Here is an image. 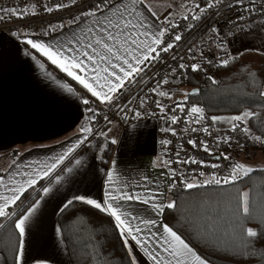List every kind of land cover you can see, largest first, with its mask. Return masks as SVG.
<instances>
[{
    "label": "snow or ice",
    "instance_id": "obj_1",
    "mask_svg": "<svg viewBox=\"0 0 264 264\" xmlns=\"http://www.w3.org/2000/svg\"><path fill=\"white\" fill-rule=\"evenodd\" d=\"M222 2L223 0H206L203 6L196 4L193 12L183 18L198 20L201 16L196 15V12L203 14ZM235 2L237 6L244 7L245 11L251 15L252 7L243 5V0H235ZM75 3L76 0H69L67 3H57L54 7L45 6L44 11L48 13L59 11ZM252 3L253 0H249V4ZM261 3L264 5V0H261ZM228 7L231 8L232 4L229 3ZM35 8V5H33L32 11L25 7L0 8V21L12 18L25 19L30 15L35 16L37 14ZM88 8V11H81L78 16L73 17L68 23L76 24L79 28L78 21L82 23L88 17L92 18L91 23L78 33L73 32L70 38L57 40L55 43H44L38 39L25 38L23 42L82 85L91 94V97L95 98L93 102L115 106L121 92L128 84L136 81L137 76L146 71V67L161 60L163 54L174 51L176 48L175 42L180 41L182 37L173 34L168 40L164 39L166 34L178 25L174 24V17L171 12H166L161 20L160 11L148 3V0H116L115 3L111 4H109V0H100L94 5L89 4ZM243 19V16H237L235 25L239 26L240 21ZM157 22H160V27H157ZM64 27L63 23L50 24L44 29L43 34L50 35L52 32ZM241 31H244V29L241 28ZM212 32L214 34L218 33V29L213 28ZM14 35L23 36V34L16 33ZM221 50L223 49L221 48ZM234 58L232 57V59ZM173 59H176L175 55H173ZM229 62V59H222L220 65L226 67ZM40 67L43 70L44 65L40 64ZM179 67L184 69L185 64L182 63ZM190 67L193 72L202 70L201 65L196 63H193ZM172 71L174 73L175 68ZM48 75L51 76V73ZM209 79L212 78L209 77ZM168 82V80L158 82L157 88L152 91L160 97H168V92L157 90L162 83L166 84ZM213 83H215L214 80ZM61 86L69 92L73 91L67 85ZM192 94L185 93L184 95ZM260 95L264 96V92H261ZM81 99L84 105H90L89 99L83 97ZM146 100L147 97L142 99L140 101L141 105ZM156 103L160 110L164 111L163 106L159 102ZM175 108L184 111L183 101L178 102ZM88 111L91 115L86 117V120L91 124L97 115V110L89 107ZM201 111L197 107L190 109L189 115L195 116L193 122L199 123L204 119L203 116L197 115ZM254 115L255 113L244 112L228 118V122L231 124L230 130H240L248 136V129L243 128L242 125ZM223 119L221 117L212 118L213 122H220ZM179 120L180 117L173 114L170 122L175 125ZM201 130L211 134L208 128L186 129V131L191 132ZM81 132L86 135L78 140L75 147H80L88 140L90 135L94 134L91 127L82 126ZM172 134L177 135L174 130H172ZM249 138L253 139L254 142L264 143V139L259 136ZM230 140V137H224L218 140V143H230ZM112 142L115 143V141ZM169 143H171L169 140L161 141L162 146H167ZM187 143L193 148H199L210 155L212 154L211 148L204 141L198 143L196 140L189 138ZM73 150L70 149L69 152ZM69 152H65L58 157L51 166L45 165L43 168H35L32 165H26L25 167L29 169L27 173L19 170L17 161H13L8 166L7 172L0 175V189L3 190L0 191V218L6 220L8 226H11L15 233L13 264H25L27 222L40 204V201L37 200L23 212H20L19 209L24 203L25 193L28 189L35 188L39 180L48 177L57 165L62 163L69 155ZM176 157L175 161L169 159L153 164V167L163 166L166 169L163 175L168 180L166 187L169 191L179 185H182L185 190L199 189L206 185H235L243 176L253 171L252 168L244 164L236 163L232 165L227 176L214 173L209 179L201 180L200 177L205 176L204 172L189 176L186 171L172 167V164H195L198 167L212 168H218L219 165L205 164L204 161L190 157L181 160L179 158L180 151L176 152ZM221 157L229 158L223 154L216 158L220 159ZM76 163L79 164L80 161H76ZM12 168L18 169L15 175L11 173ZM5 176L7 179H5ZM16 176H20L22 179L17 181ZM106 177L102 200L89 198L85 195H76L66 201L63 209H67L74 202L79 201L109 217L122 241L121 246L126 250L125 255L128 264H136L135 251L132 247L133 242L143 250L151 264H210L206 257H202L197 253L170 225L161 224L157 226V220L153 216H141L136 210L125 207L126 204L137 203L144 206L146 210L150 208L156 215H161L165 209L177 207L174 201L164 203V193L150 187H145L143 191L130 190V184L120 181L119 177L114 179V170H107ZM143 180L148 184L153 183L148 177H143ZM136 187L139 189L141 185L137 184ZM48 191V188L43 189L44 194H47ZM228 205L235 206L230 207V210L226 211L224 215L216 214L203 222L204 232L212 235L223 232L227 240L232 241L234 244L238 242V248L234 249L236 255L243 256L258 253L262 264H264V251L254 249L256 240L264 237V232H260L254 227H245V223L251 220L253 215L250 194L242 192L235 197H229ZM13 206L16 207L17 211L11 210ZM4 227L5 225H0V228ZM57 231L59 232L60 229H57ZM223 251L227 253L228 249H223ZM0 264H8L7 258L0 259Z\"/></svg>",
    "mask_w": 264,
    "mask_h": 264
},
{
    "label": "crops",
    "instance_id": "obj_2",
    "mask_svg": "<svg viewBox=\"0 0 264 264\" xmlns=\"http://www.w3.org/2000/svg\"><path fill=\"white\" fill-rule=\"evenodd\" d=\"M115 2L113 0L109 4ZM190 2L176 0L178 5L181 4L180 15L187 13ZM91 21V17L82 23L78 21L79 28L68 23L50 35L0 33V175L7 172L13 161H17L19 170L27 173L26 165L35 168L51 166L62 154L74 149L48 177L39 180L35 188L25 193L28 196L23 205L28 203L30 206L40 201L27 222L25 264H70L61 231H57L60 229L58 214L66 201L76 195L102 200L107 170H114V179L119 177L120 181L130 184L132 191L150 187L164 193V203L172 201L171 191L166 187L168 180L163 175L166 169L153 167L154 162H161L155 122L134 123L124 130L108 125L90 135L80 147H75L78 140L86 135L81 132V127H90L81 97L95 98L66 72L23 42L25 38H33L55 43L70 38L73 32L78 33ZM40 64L44 65L43 70ZM61 85H67L73 91L69 92ZM220 117L224 118L220 124H230V116ZM108 147L112 150L111 156L104 164V153ZM17 170L12 168V175ZM143 177H148L153 183H146ZM21 179L16 176L17 181ZM137 184L141 185L139 189ZM44 188L49 189L47 194L43 193ZM125 207L136 210L141 216H153L157 226L165 224L162 214L156 215L150 208L146 210L137 203L126 204ZM13 208L16 209L15 206ZM132 247L136 264H151L134 242ZM3 258L0 254V259Z\"/></svg>",
    "mask_w": 264,
    "mask_h": 264
},
{
    "label": "built area",
    "instance_id": "obj_3",
    "mask_svg": "<svg viewBox=\"0 0 264 264\" xmlns=\"http://www.w3.org/2000/svg\"><path fill=\"white\" fill-rule=\"evenodd\" d=\"M113 0H109V3ZM67 3L69 0H0V8L7 7H25L29 11L33 10V5L36 6L35 16H28L25 19H5L0 21V33L13 35L22 32L41 34L44 29L50 24H68V22L80 14L81 11H88L89 4H95L100 0H76L75 4L69 7L53 11L51 13L45 12V6H55L57 3ZM206 0H191L190 7L187 13L183 16L190 15L196 4L204 5ZM229 3L232 7L229 8ZM243 5L252 7L251 15L245 11L244 7L237 6L235 0H223L215 8L207 10L200 15L198 20L184 19L180 17L174 21L175 25L172 31L164 37L168 40L173 34L181 35L182 39L176 43L174 51H169L163 54V58L159 61L153 62L151 66L146 67V71L137 76L136 81L121 92L119 99L115 106H106L93 102L95 99H89L90 105L86 106L85 115L88 117L91 113L88 108L91 107L97 110V115L90 124L94 134L100 132L108 125H116L120 130H124L131 124L153 121L156 124V141L158 146V156L161 161L169 159L175 161L177 159L176 152L180 151V159L194 158L196 160L204 161L205 164H218V168L212 167H198L195 164L181 165L173 163L172 167L179 168L186 171L189 176L204 172L205 176L200 177L201 180H206L212 174L220 176H227L233 164L243 160L246 156H250L256 150L264 149V143L254 142L249 137H257L248 125H242L243 128L248 129V136L242 131H231V124H220L213 122L212 117L205 113L197 104L188 102L185 99L186 86L188 82V75L192 71L190 65L193 63L199 64L202 67L201 71H197L213 81L220 68L222 59H227L225 45L227 39L232 36L236 30L254 25L256 23L264 22V5L261 0H253L249 4V0H243ZM237 16H243L244 19L240 21L239 26L235 25ZM218 29V33H213L212 29ZM219 44V46H218ZM221 48L223 50H221ZM203 53V54H202ZM175 55L176 59H173ZM185 64V68L181 69L180 64ZM175 68L173 73L172 69ZM142 77V78H141ZM162 80L169 82L161 85L159 90L169 93L168 97H160L152 90L157 88V83ZM147 97L146 102L141 105V100ZM183 101L184 111L175 108L178 102ZM159 102L164 111H161L157 106ZM192 107L200 108L202 111L197 115L204 117L199 123L193 122L195 116H190L189 111ZM123 109V110H122ZM175 114L180 117L177 124L173 125L170 122L171 116ZM190 128H208L211 134L197 131H186ZM168 129V131H166ZM174 130L177 135L172 134ZM230 137V143L219 142L221 138ZM191 138L198 143L204 141L212 150V154L206 153L199 148H193L187 143ZM264 139V138H262ZM162 140H169L167 146H162ZM182 149V150H181ZM229 157L225 159L221 157L215 160L216 157ZM105 160V157L103 158ZM207 186V185H206ZM205 186V187H206ZM171 191H188L182 185L175 187Z\"/></svg>",
    "mask_w": 264,
    "mask_h": 264
},
{
    "label": "trees",
    "instance_id": "obj_4",
    "mask_svg": "<svg viewBox=\"0 0 264 264\" xmlns=\"http://www.w3.org/2000/svg\"><path fill=\"white\" fill-rule=\"evenodd\" d=\"M213 81L199 72L188 75L186 93L198 90V95L185 96L213 117L255 113L248 119L250 129L264 138V54L243 52L230 59L228 66L218 70ZM111 148L103 161L108 163ZM248 192L253 204L252 219L245 227L264 232V168H258L242 177L235 185H211L188 191H171L174 209H165L161 218L210 264H262L259 254L236 255L238 242L226 239L225 234L205 233L202 227L213 215H224L230 207L228 198ZM27 194L25 198H27ZM24 198V199H25ZM28 201L29 203L31 202ZM28 207L24 204L19 211ZM16 211V209H12ZM70 264H128L125 249L109 217L80 202L62 209L57 217ZM0 254L13 264L15 233L8 222L0 218ZM228 249L227 253L223 249ZM255 250L264 251V237L256 240Z\"/></svg>",
    "mask_w": 264,
    "mask_h": 264
},
{
    "label": "rangeland",
    "instance_id": "obj_5",
    "mask_svg": "<svg viewBox=\"0 0 264 264\" xmlns=\"http://www.w3.org/2000/svg\"><path fill=\"white\" fill-rule=\"evenodd\" d=\"M148 3L152 4L153 7L160 11L161 20L166 12H171L174 20L185 15H180L181 4L178 5L176 0H148ZM160 26V22H157V27ZM243 29L244 31H241V28L236 30V32L227 39L225 51L229 61L232 57L239 56L243 52L264 54V23H256L254 25L243 27ZM247 122L248 120L245 121V124ZM246 125H248V123ZM238 163L244 164L253 170L264 168V149L256 150V152L250 156H246Z\"/></svg>",
    "mask_w": 264,
    "mask_h": 264
},
{
    "label": "water",
    "instance_id": "obj_6",
    "mask_svg": "<svg viewBox=\"0 0 264 264\" xmlns=\"http://www.w3.org/2000/svg\"><path fill=\"white\" fill-rule=\"evenodd\" d=\"M189 93H193L192 95H198L199 94L198 90H191ZM192 95H189V96H192ZM215 160H218V159L215 158Z\"/></svg>",
    "mask_w": 264,
    "mask_h": 264
}]
</instances>
